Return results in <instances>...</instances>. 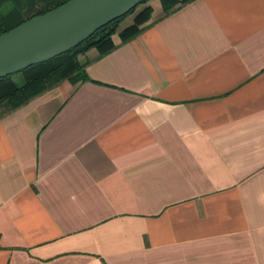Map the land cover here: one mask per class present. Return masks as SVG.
I'll return each mask as SVG.
<instances>
[{"label": "crops", "instance_id": "0c3cea01", "mask_svg": "<svg viewBox=\"0 0 264 264\" xmlns=\"http://www.w3.org/2000/svg\"><path fill=\"white\" fill-rule=\"evenodd\" d=\"M0 118V264H264V0H192Z\"/></svg>", "mask_w": 264, "mask_h": 264}, {"label": "trees", "instance_id": "16d2710c", "mask_svg": "<svg viewBox=\"0 0 264 264\" xmlns=\"http://www.w3.org/2000/svg\"><path fill=\"white\" fill-rule=\"evenodd\" d=\"M68 0H0V34L10 31L23 22L51 11ZM149 0L95 31L77 47L48 61L30 66L19 73L0 79V118L33 98L52 89L63 81L72 84L90 81L85 66L78 57L90 49H96L99 57L116 48L113 36L118 32L121 22L134 15L132 23L118 32L120 43H126L140 32V27L150 20L152 9L146 5ZM164 15L171 13L177 6L192 0H159ZM138 10V12H136ZM15 78H18L15 80Z\"/></svg>", "mask_w": 264, "mask_h": 264}, {"label": "water", "instance_id": "95a60500", "mask_svg": "<svg viewBox=\"0 0 264 264\" xmlns=\"http://www.w3.org/2000/svg\"><path fill=\"white\" fill-rule=\"evenodd\" d=\"M145 0H68L0 34V79L59 56Z\"/></svg>", "mask_w": 264, "mask_h": 264}, {"label": "rangeland", "instance_id": "374dc122", "mask_svg": "<svg viewBox=\"0 0 264 264\" xmlns=\"http://www.w3.org/2000/svg\"><path fill=\"white\" fill-rule=\"evenodd\" d=\"M150 1H152V0H149V1L147 2L146 5H149ZM138 10H139V9H137L136 12H138ZM134 15H135V14H134ZM134 15H130V16L126 17V18L121 22V24H120L118 30L122 29L123 27H125V26H127V25H130V24L132 23V20H133ZM17 79H18V78H15V80H17Z\"/></svg>", "mask_w": 264, "mask_h": 264}]
</instances>
